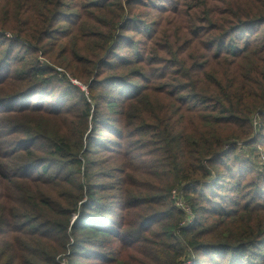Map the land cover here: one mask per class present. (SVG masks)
Returning <instances> with one entry per match:
<instances>
[{"label":"trees","instance_id":"1","mask_svg":"<svg viewBox=\"0 0 264 264\" xmlns=\"http://www.w3.org/2000/svg\"><path fill=\"white\" fill-rule=\"evenodd\" d=\"M260 110L264 0H0V264H264Z\"/></svg>","mask_w":264,"mask_h":264},{"label":"rangeland","instance_id":"2","mask_svg":"<svg viewBox=\"0 0 264 264\" xmlns=\"http://www.w3.org/2000/svg\"><path fill=\"white\" fill-rule=\"evenodd\" d=\"M154 2H155V4H165V5H171L172 4V0H154ZM139 8L140 7L136 6L137 12L140 11V10H138ZM151 15L156 17L158 15V13L152 12ZM146 21H148V18H146ZM143 30H146V29H143ZM139 38H141V37L139 36ZM127 48H129V45H127V43H122L119 46V49H121V51H123ZM76 83L81 87L82 90H85V85L78 83V82H76ZM102 108L104 110V107H102ZM106 116L110 117L111 115H108L107 112H105L104 117H106ZM261 126H262V123H261ZM252 130H253V128H252ZM259 133H260V129L257 131V134H259ZM102 134H103L102 135L103 139L101 140V142H102L103 149H100L99 154L95 155L94 158H102L104 161V165H103L104 168H109L111 166H113V167L118 166L119 165L118 163H113L112 160H110V156L112 155L110 152L111 151L114 152L115 150H117L115 147H113V142H114V140H116V137L114 135H112L111 133H107V132H103ZM262 134H264V132ZM108 148H113V149H111L109 151ZM259 149L264 150V138H262V139L256 138L254 144L251 143L249 145H239L238 149L236 150V154H238L239 159L244 160V161L237 163L235 166L236 167L239 166V168H241V170H243V171L245 170L248 173V177L246 180H250V178L254 177L256 175V172L264 171V163L260 162V158L258 156ZM225 158H228V160L230 161L232 158V155L228 154V155H226ZM102 172H104L103 174H106L107 171H102ZM235 176H236L235 172H233V174L226 173V175H225V177H228L229 179H231L232 182L234 181ZM117 177H118V174H115V177H113L112 179H108V178L102 179L101 182H116ZM118 183L119 182H117L116 184H118ZM174 188H179V187L174 186L173 189ZM206 191H207V189H206ZM122 215H123V212L115 211V215H113L112 217L118 218ZM75 216L76 215H74V217ZM82 262L85 264H97L98 263V261H87L83 258H76V264H80Z\"/></svg>","mask_w":264,"mask_h":264},{"label":"built area","instance_id":"3","mask_svg":"<svg viewBox=\"0 0 264 264\" xmlns=\"http://www.w3.org/2000/svg\"><path fill=\"white\" fill-rule=\"evenodd\" d=\"M62 71L61 69H58ZM76 83V81H73ZM261 115H264V110L257 111L253 114L251 118V125L253 128L254 135H257V131L260 129L261 126ZM237 145H243L241 142H238ZM258 156L260 158V162L264 163V150L259 149ZM174 188L171 190V200L173 201L174 205L184 213L185 218L182 222L183 226L191 225L195 221V216L191 211V207L189 202L187 201L185 194H184V187ZM61 264H67L65 260H62ZM185 264H192L190 261H187Z\"/></svg>","mask_w":264,"mask_h":264},{"label":"water","instance_id":"4","mask_svg":"<svg viewBox=\"0 0 264 264\" xmlns=\"http://www.w3.org/2000/svg\"><path fill=\"white\" fill-rule=\"evenodd\" d=\"M76 218H77V216L73 217L72 222H74L76 220Z\"/></svg>","mask_w":264,"mask_h":264}]
</instances>
